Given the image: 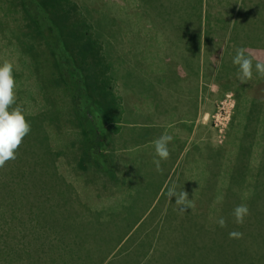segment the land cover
Instances as JSON below:
<instances>
[{"label":"rangeland","instance_id":"rangeland-1","mask_svg":"<svg viewBox=\"0 0 264 264\" xmlns=\"http://www.w3.org/2000/svg\"><path fill=\"white\" fill-rule=\"evenodd\" d=\"M55 2V0H52ZM59 1V0H58ZM223 2L239 3V9H255L253 16L260 12L259 16H264V0H221ZM151 5V0H143ZM141 0H83L82 4L88 7H94L96 11H91L90 14L92 21L103 20V27L101 33L105 34L110 42L109 48L113 52L112 57L116 60L115 68H121L133 66L136 60L140 61V66H147V62L143 58H134V55H138L141 50H150L158 44L150 40L159 31L157 27H151L153 22H156L158 18L150 11L147 4V10ZM262 3L261 7H256L257 4ZM6 4L3 6L6 10H16L17 2L15 0H6ZM16 3V4H15ZM189 3V2H188ZM243 4V5H242ZM242 5V6H241ZM222 5H217V8H221ZM225 13L233 11L222 10ZM147 13V14H146ZM258 15V14H257ZM0 12V20H2L8 27H20L23 24L20 15L18 13H10L4 16ZM154 18V19H153ZM19 19V20H17ZM100 22V21H99ZM4 24H2L3 26ZM84 25V26H83ZM78 26L83 32L90 31V25L88 22ZM255 25V23H254ZM248 26L254 29L256 26ZM92 26V25H91ZM247 27V28H248ZM90 34V33H89ZM87 34L86 36L88 37ZM223 33H220L216 38L223 39ZM3 34H0V64L4 61H11L12 64L19 65L21 57L16 54H12L11 50L2 47L3 40L1 39ZM4 37V36H3ZM160 39V37H159ZM150 40V41H149ZM162 40V38H161ZM158 41V40H157ZM163 41V40H162ZM224 43H214L212 50L215 54L214 60L215 66L221 62L224 58L225 52ZM247 48V45H246ZM245 49V48H244ZM254 48L249 47L246 52L258 59L259 62L264 63V50H252ZM11 54V55H10ZM149 55V53H146ZM233 52H228L227 56H231ZM202 56L205 57L203 51ZM151 59L148 60L150 62ZM134 61V63H132ZM206 62L205 59H203ZM131 63V65H130ZM234 66V68H232ZM127 67V68H129ZM158 66H156L157 68ZM217 68V67H216ZM214 67L213 75H203L201 78L204 80L202 86L201 99L197 101L198 107L193 105L194 100L182 99V111L183 114H193V124H182L176 120L171 123L161 121V117L157 113H153V118H149L143 111L150 112V104H143L139 100L136 90L133 85H137V81L144 79L142 74L137 71L129 73L130 69L118 70L120 73H129L124 80H115L117 86L114 88L116 96L121 98L122 110L126 112L133 105L136 109L121 119L123 123L118 138L115 139L116 146L110 148L107 152L109 157H114V154L120 159H123L121 165L125 166L126 171L132 175V166L134 165L135 175L138 172L143 173L141 165L148 161V158L152 156V149L146 151H138L139 146L147 141H150L147 146L154 148L152 140L161 135H171L174 139L177 138L178 142L176 146L170 149V155L167 160L161 161L162 165L169 162L166 168L165 183L158 191V194L154 197L155 200L147 203L148 206L142 205V209L139 211L137 218H132L131 224L128 228L118 235L115 241L108 248L107 254L102 258L97 259L95 264H117L118 260L125 259L126 262L130 255H133L132 264H184V260L179 262H164L173 258V253L164 255L163 251L158 250L161 241L159 237H164L167 234L174 233L175 236L178 233L183 234L186 232V228L182 226L164 224L166 222L168 209L170 206H175V197L171 199L168 197V189L176 185L179 189H182L187 193L190 203L193 205L192 216L193 220L197 221L198 211L203 218L208 219V210L210 206V200L214 205L220 199H227L228 197L225 188L229 187V181L232 176H229V169L235 168H248L251 171L247 179L250 181L257 180L264 181V168H259L261 162L264 163V80L257 83L255 80L241 81L238 78V68L233 65L231 61H228L227 70H233L231 73V88L226 90L229 83L222 77L217 75V69ZM211 69L206 68L205 71L209 72ZM213 70V71H214ZM253 70V75L255 74ZM159 74L154 73L152 77H157ZM131 75H133L131 77ZM230 75V74H228ZM227 75V76H228ZM226 77V76H225ZM208 82L206 85L205 82ZM211 83V84H210ZM122 87V88H121ZM154 91L152 84H148L145 94H150ZM140 96V95H139ZM22 104V101L20 102ZM148 103V102H146ZM195 103V104H196ZM252 104L257 109H252ZM26 105V104H25ZM25 108V106L23 105ZM39 107L29 103V109ZM120 107V106H119ZM133 109V108H132ZM155 111V110H153ZM172 117L175 119L177 111ZM157 115V116H156ZM156 116V117H155ZM183 121V120H182ZM188 121V120H187ZM185 125L190 126L186 128ZM184 134V135H183ZM186 135L187 140L183 147V151L177 153L173 161L172 154L174 148L178 146L177 151H180L182 145L181 139ZM36 134H27L21 144H24L27 148L25 155H17L10 164H14L15 169L13 173L10 172L11 167L0 168V180L5 185H8L3 189L2 183L0 184V242H5L14 234L10 246L0 243L2 251L5 252V257L0 256L1 264H54L51 258L57 257L60 253H63V259H59L56 264H87L85 258L79 257H66L68 249L60 252L59 248H62L61 244L66 243V235L75 234L74 230H77L81 234H85L90 237L88 240L92 241V226L90 225L92 209L88 210V206H92L95 211L100 212L106 204H117L131 201H122L127 196H119L118 191L121 185L117 189L111 188L112 183L106 179L100 184L98 177L95 178V171L81 172L74 169L72 166L67 169V166L60 165L59 172L61 171L65 177L74 184L77 190V194L69 193L70 196L61 198L60 196L52 199V203L44 200V195L49 192L48 186L41 192L36 188V185L41 187L42 181L52 179L49 173H47V161L44 163L36 162L33 159V138ZM68 137V136H67ZM157 138V139H158ZM66 141L70 138H64ZM64 143V142H63ZM181 144V145H180ZM28 145L32 148H28ZM25 148V150H26ZM137 150V151H134ZM151 151V152H150ZM244 151L246 153V159L244 162L237 160L235 157L239 153ZM42 157V156H41ZM39 157V158H41ZM261 158V159H260ZM187 168V169H186ZM58 169V168H57ZM186 169V170H185ZM118 174V184L122 181L123 176ZM148 173V172H147ZM19 176V177H18ZM89 177L94 178L93 181L89 180ZM131 179H134L131 177ZM208 183V184H207ZM27 184H30L34 191L33 196H24L27 200H23L22 196H13L14 193L11 187H18L19 189L25 188L23 192H26ZM204 184L212 185L210 190L206 192L202 199L198 201L199 196L196 194L202 190ZM188 186H190L188 188ZM71 189V187H68ZM110 188V189H108ZM193 192L189 193V189ZM38 190V192L35 191ZM65 189V187H64ZM112 189V191H111ZM55 192H60L59 187L56 186L53 189ZM69 192V191H68ZM196 192V193H195ZM40 195L39 197H37ZM67 195V194H66ZM244 197V193H240L239 197ZM46 197V196H45ZM252 197V196H251ZM38 199V200H36ZM90 201H88V200ZM232 199V198H228ZM122 201V202H117ZM85 204V205H84ZM53 205V208H51ZM156 207L160 208L157 218L151 220L156 213ZM51 210H54L52 213ZM174 212V211H171ZM214 217L218 219H225L226 213L212 212ZM77 217L85 221L84 226L76 228L72 222L68 219V216ZM20 218H25L28 223L22 224ZM44 218H53L49 222L50 228H48V222ZM164 218V219H163ZM183 218V216H181ZM153 221V223H152ZM178 222V220H174ZM120 223L125 225V220L106 221L105 226H102L107 234L110 232H116V224ZM5 225L3 229L2 226ZM39 227V228H38ZM203 227L202 230L197 231V224L193 226L190 233L204 234L207 233L208 238L212 237V234L216 237L213 238V246L211 245L210 255L205 259L209 264H229L227 260L232 257L242 255L246 252L245 243H238L234 248L229 241V226L224 227L211 226ZM48 228V229H45ZM43 230H46L43 233ZM6 234L10 237L4 239ZM57 237L58 239H55ZM222 237V238H221ZM73 241V236L69 237ZM148 239V241L146 240ZM142 240L146 243L142 244ZM219 240L220 243L217 242ZM97 247L100 245L98 242L94 243ZM73 245V244H71ZM70 245V246H71ZM142 245L146 246L141 248ZM88 249L89 246H86ZM169 247V246H167ZM179 249V247H178ZM235 249V251H234ZM1 253H4L2 252ZM86 250H83L84 253ZM0 253V254H1ZM58 254V255H57ZM74 254V252L72 253ZM52 255V257L50 256ZM141 255V256H140ZM213 255V256H212ZM136 256H139L136 258ZM160 260V261H158ZM153 262V263H151Z\"/></svg>","mask_w":264,"mask_h":264},{"label":"trees","instance_id":"trees-1","mask_svg":"<svg viewBox=\"0 0 264 264\" xmlns=\"http://www.w3.org/2000/svg\"><path fill=\"white\" fill-rule=\"evenodd\" d=\"M15 1L17 2V4L15 3L16 10H6L3 7L6 4V0H0V12L4 13V16L7 15V17L8 14L17 12L20 15L19 19L23 21L24 25L16 28L11 26L7 28V25L0 20V34L4 36H1L3 40L2 47L11 50L12 54L21 57L19 65L12 64L15 80L13 90L15 102L10 105L9 111L19 108L25 115V119L30 124L31 129L28 134H36L33 138V149H30L32 146L28 145V148L32 152V158L36 159V162L44 163L47 161V168L49 166L47 173L52 177V179L42 181L41 187L36 185V188L41 192L44 188L43 186H48L49 192L44 195V200L47 202L50 200L51 203L55 197L66 198V196H70L69 193L71 191L72 194H77V190H73L75 188L74 184L61 171L59 172L60 165L67 166V169H70L72 166L81 172L93 169L95 175H97L95 178L99 176L100 180L98 181L100 184L104 179L111 183L118 182L116 160L112 156L110 158L107 152L110 151V148L116 146L115 139L118 138L119 132L122 130V125H118L123 123L121 119H124L130 112L135 111L130 108L126 112H121L123 108L121 98L114 93V88L117 86L115 80H124L129 74L120 73L118 70L126 69L129 66V62L126 67L115 68L117 65L116 60L112 57L113 52L110 50L108 44L110 39L101 33L104 25L103 20H98L97 17L95 22L92 21L93 17L90 14H92L91 11L95 12L96 9L82 4L83 0H55V2L52 0ZM141 1L143 2V0ZM179 2H181V14ZM193 3L197 6L199 4V8L203 5V0H151V5L147 2L144 4H148L150 11L162 20L184 19L190 21L196 18V20H202L204 11L201 8L198 9L199 11L195 10ZM261 5L262 3L260 2L256 7L260 8ZM253 12H256L253 8L241 10L239 17L250 20L253 17ZM259 14L260 12H257L253 19H259L261 17ZM262 18L264 21V16ZM85 22L92 25H90V28L92 27L90 31L83 32L78 28L79 25H83ZM2 24L4 25L2 26ZM169 29L175 36L176 31L179 30V28L175 27ZM87 34H89L88 37L86 36ZM232 34V42L237 49L245 48L246 50L252 47L264 50V29L257 27L254 29H251V27L244 29V27H238ZM190 38H192V42L188 41ZM198 38L200 39L201 36L194 34V32L190 33V31L183 36V40H187V48L191 50V53L197 54L199 57L203 43ZM151 50L153 51V48ZM155 52L147 51L149 55H146L144 58L147 61L144 62L147 63V66H140L141 62L136 60L135 63L134 61L132 62L134 65L131 67L145 68L146 71L150 72L151 75L149 76L145 70L143 72L139 71L144 80L148 82L145 87L149 83L159 86L174 85L180 79V74H178L177 70L178 63L182 59L177 61L174 54L170 53L161 58L158 57L160 53ZM235 52L231 56H234ZM149 59H151L150 62H148ZM257 61L253 60V66H255ZM7 62L11 61L8 60ZM156 66L160 69L159 74L157 77H152L154 73H158V69H154ZM225 68H216L217 75L223 79L228 77L226 75L230 71H233L227 70L225 72ZM254 74L251 81L255 80L259 83L264 80V77L257 75L256 72ZM137 83L142 85L143 82L141 80L137 81ZM19 101H22V104ZM31 102L33 105H39V107L29 109V103ZM254 105L252 104V109H256ZM152 107H154L153 104ZM154 109L160 110L159 106H156ZM147 116L150 118V114ZM67 136L70 140L66 141L64 138H68ZM177 142V138H173L169 143V153L170 149L176 146ZM147 144V142L146 144H141L140 148H137L140 149L138 151L148 152L149 149H152L154 157L148 158V161L141 165L140 170L143 173L138 172L135 175L134 169H137L133 165L131 168L133 174L129 176V179L131 177L136 178L143 185L152 184L157 187L159 179L155 177V174H151V169L156 166L154 161L158 157L155 155V148H149ZM25 148L24 144H20L14 150L15 156L18 154L25 155L27 151V148L26 150ZM176 148L178 149V146L174 148V152H177ZM180 148H182V145ZM235 157L238 162H244L246 153L242 151ZM11 161H6L2 167L6 165L7 167H11L10 172L12 173L14 170L19 171V168L15 169L14 164H10ZM168 165L169 162L163 165L161 163L160 167ZM259 168H264L263 162H261ZM245 169L247 170L243 168L229 169V176H232V179L229 181V187L225 188L228 197H226L227 199H220L216 202V205L213 204L212 199H209L208 219L203 218L198 211L197 221L193 220L190 217L192 216L193 206L186 208L184 212L178 211L177 205L169 207V214L165 219L164 225L166 227H168L169 223L173 227L180 225L187 230L183 234L178 233L177 236L174 233H170L164 237H159V239H165V241H161L162 245L157 249L163 251L164 255L173 253V258L169 261H164L165 263L184 260V264H209L205 259L210 255V243L213 246V238L216 236L212 234V237L208 238L207 233L198 234V232H190L196 224L198 227L197 231L202 230L203 227H209L211 231V226L219 225V215L214 217L211 213L224 212L226 213L224 219L225 225L229 226V233L236 232L241 234L238 237H230L229 235L232 247L234 248L240 242L246 244V252L227 260L228 263L264 264V181L257 180L255 182V180H248L247 176L252 170ZM163 177L161 181H163ZM93 179L89 177L90 181H93ZM133 181L130 179L128 182L131 184ZM1 183L2 181L0 180ZM207 184L202 186L200 192H195L199 196L198 201H203L204 199L202 198L210 190V186L212 185ZM2 185L5 191L8 185H5V183H2ZM27 186V193L23 192L25 188L11 187L14 193L13 196H22L23 200H27L24 197L26 195L29 197L33 196L34 191L32 187L30 184H27ZM56 186L59 187L58 191L60 192L53 190ZM68 187H71V189ZM37 189H35L36 192H38ZM190 192H193L191 188L189 189ZM240 193H244L245 198L239 197ZM122 201L131 202L106 204L100 212L95 211L92 206H88V210L92 209L90 221L93 232L92 241L88 240L90 237L74 230L75 234L66 235V243L61 244L62 248H59L60 252H63V249H68L66 257L85 258L87 264H95L97 259L102 258L97 253L105 256L113 241L125 230V227L128 228L131 224L132 218L133 221L137 218L144 204L143 202L138 203V200L133 197L125 198ZM147 205L145 203L144 206L146 207ZM238 205H246L248 208V214L245 216L242 224H237L232 214ZM51 208H53V205H51ZM160 209L161 207H156V213L151 220L157 218ZM53 211L51 210L50 213ZM20 220L22 224L28 223L25 218H20ZM44 220L48 222V228H50L49 222L54 219L44 218ZM67 220H70L76 228L85 224L84 220L71 217L70 215ZM117 220H125V225L117 223L116 232H110L109 234L102 230L101 227L105 226L104 223L106 221L117 222ZM174 220H178V222H174ZM2 227L4 229L5 225ZM4 231H6V228ZM45 232L46 230H43V233ZM13 235L10 238L6 234L4 239H10L0 242L1 245L10 246L13 244L12 239L15 237ZM71 236H73L75 241L69 238ZM55 239L58 238L55 237ZM146 240L148 241V239ZM95 242H98L100 245L97 247L94 244ZM217 242L220 243L219 240ZM141 243L145 244L146 241L142 240ZM89 244L90 248L88 249L86 246H89ZM141 248L146 249V246L142 245ZM83 250L86 251L82 253ZM1 251L0 247V253ZM73 252L74 254H72ZM0 256L5 257V252L1 253ZM50 256L52 257V255ZM63 257V253H60L57 257L53 256L51 260L56 264ZM133 261V255H130L127 262L125 259H121L117 261V264H132Z\"/></svg>","mask_w":264,"mask_h":264},{"label":"crops","instance_id":"crops-1","mask_svg":"<svg viewBox=\"0 0 264 264\" xmlns=\"http://www.w3.org/2000/svg\"><path fill=\"white\" fill-rule=\"evenodd\" d=\"M222 5V7L219 9L217 8V5ZM180 4V14L181 12V2L178 3ZM145 5V10H147V5ZM195 6V10H198L201 8L203 10V18L202 20H162L160 17H158V20H155L156 22H153L151 27H157L159 28L157 34H155L153 37H147L151 38L153 42H156V45L153 49V51L150 50H141L139 51V55L137 52V55H134V58H145L147 51L149 52H155L160 53L158 57H165L166 54H174V57L178 63V74H180V79L177 83H174V85H169V86H159V85H152L154 87V91L150 94H146L144 96L147 87L148 82H146L144 79H142V85L138 84L133 85V88L136 90L135 92L138 95V98L140 101H142L143 104H150V108H152V104L154 105V108L156 106H159L160 110L152 108L150 112L143 111L144 114L147 116L150 114V118H153V113H157L162 119L161 121H165L166 123H171L172 121L176 120L179 123L182 124H193L192 117L193 114L191 113L188 115V113L183 114L182 111V99H188V100H194L193 105L195 107H198V104L196 103L201 99V94L203 92L201 84L204 83V80H202V76L204 75H213L215 70L214 67L216 68H221V67H227L228 61L232 62V57L233 56H227V53L224 55V58L219 62L217 66L214 64V60H212L215 57V54L212 50V47L214 46V43H224V48L225 52H234L237 50L236 47H234V44L232 42V37H233V31L237 29L238 27H244L246 29L248 26H256L259 29H264V21L262 16L259 19H244L239 17V12L242 10L241 8L239 9V3H231V2H223L221 0H203V5L198 6L193 3ZM243 5V4H242ZM241 5V6H242ZM222 10H228V11H233L231 15L230 13H225ZM247 10V9H243ZM199 11V10H198ZM198 15V12H197ZM191 28L189 29V27ZM175 27L179 28V30L176 31V36L173 34L172 31H170L169 28ZM255 27V28H256ZM194 32V34H198L201 36V38L198 40L203 43L201 46V54L198 57L197 54L191 53V50L187 48L186 43L187 40H183V36L187 32ZM172 32V33H171ZM220 33H223L222 37L223 39L220 40L219 37L218 39L216 38L219 36ZM182 36V38H181ZM160 37V39H159ZM162 38V40H161ZM181 38V40H180ZM150 39V40H151ZM149 40V41H150ZM158 40V41H157ZM188 41L192 42V38H190ZM255 49V48H254ZM252 49V50H254ZM256 50H261V49H256ZM173 51V52H172ZM203 51L205 53V57L202 56ZM156 53V52H155ZM254 58V57H253ZM203 59L206 60V62L203 61ZM253 60H258L254 58ZM263 63V62H262ZM186 65V66H184ZM129 67V66H128ZM210 68L211 70L209 72H206L205 69ZM234 68V66L232 67ZM126 69L128 70L129 73L133 71L137 72H143L146 69L141 68V67H129ZM154 69H159L154 67ZM255 67L253 66V70ZM214 70V71H213ZM162 71V70H161ZM139 72V73H140ZM149 76L151 75L148 70L146 71ZM232 71L229 72L230 75H228L226 81L229 83V86L226 87V90H230L231 88V73ZM126 74V73H125ZM177 74V73H176ZM201 76V77H200ZM227 76V75H226ZM224 79V80H225ZM205 84L207 85L208 82L206 81ZM211 84V83H210ZM144 85V86H143ZM122 88V87H121ZM140 95V96H139ZM148 102V103H146ZM196 103V104H195ZM135 110L142 111L139 109H136L135 106L133 105L132 107ZM155 110V111H153ZM177 111V116L174 119L172 116L175 114L173 112ZM156 115V116H157ZM155 116V117H156ZM183 120V121H182ZM188 120V121H187ZM186 128H190V126L185 125ZM184 135V134H183ZM158 138V137H157ZM157 138L152 140V143H154ZM182 141V148H180V151L174 152L172 154L173 161L175 159V156L177 153H181L183 151V147L185 145V142L188 141L186 135L181 139ZM148 143L150 141H147ZM146 144V142L144 143ZM137 151V150H134ZM154 156L152 155L149 158H153ZM116 160V170L117 172H121L120 174L123 176L122 181L119 182L118 184H113L111 185V188L113 187L114 189H117L118 186L121 185L120 190L118 191L119 196H127V197H133L134 199L138 200V203L145 202L149 203L152 200H155V196L158 194V191L160 188L165 183V178L163 181H161V178L163 177V174L165 175L166 168L168 166H161V170L157 171L156 166H154L151 169V174H155V177L159 179V184L158 186H154L152 184L150 185H143L140 180H137L136 178L131 179L134 180L131 184H129L128 181H130L129 176L130 174L126 171V167L121 165V162L123 159H120L118 156H114ZM161 174V175H160ZM153 181V180H152ZM161 184V185H160ZM112 191V189H111ZM149 205V204H148ZM147 205V206H148Z\"/></svg>","mask_w":264,"mask_h":264},{"label":"clouds","instance_id":"clouds-1","mask_svg":"<svg viewBox=\"0 0 264 264\" xmlns=\"http://www.w3.org/2000/svg\"><path fill=\"white\" fill-rule=\"evenodd\" d=\"M253 57L246 52L244 48H238L232 57L233 65L238 68V78L243 82L249 80L253 75ZM255 72L257 75L264 77V63L257 61L255 63ZM15 80L13 77V65L11 62L0 64V167L6 161L16 158L15 151L22 142V139L30 132V124L26 121L25 115L19 108L9 111L10 105L15 102L14 97ZM173 140L171 135H161L154 141L155 155L158 157L154 161L157 171H160L161 161L167 160L170 153L168 145ZM168 197H175V204L178 211L184 212L186 208L193 205L187 193L179 189L176 185L168 189ZM233 216L237 224L244 222L248 214L246 205H238L233 210ZM225 220L220 218L218 224L220 227L225 226ZM230 237H238L241 234L232 232Z\"/></svg>","mask_w":264,"mask_h":264}]
</instances>
